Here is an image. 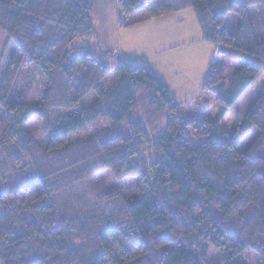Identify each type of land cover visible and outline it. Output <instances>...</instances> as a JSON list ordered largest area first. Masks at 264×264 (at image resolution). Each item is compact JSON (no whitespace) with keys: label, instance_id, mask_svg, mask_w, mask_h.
I'll use <instances>...</instances> for the list:
<instances>
[{"label":"trees","instance_id":"obj_1","mask_svg":"<svg viewBox=\"0 0 264 264\" xmlns=\"http://www.w3.org/2000/svg\"><path fill=\"white\" fill-rule=\"evenodd\" d=\"M257 6L264 19V0H209L205 6L118 0L120 26L131 24L138 11L158 18L191 8L203 39L220 53L254 58L229 78L210 66L200 90L214 97L220 112L209 120L188 117L150 67L115 63L109 53L92 55V0H0V35L6 39L0 52V108L6 115L0 154L28 171L0 192V264H208L202 243L219 253L217 264H236L247 249L264 263V92L233 135L218 126L264 73V41L257 40L249 15ZM229 13L239 19L234 34L224 26ZM76 40L84 44L73 48ZM74 53L79 55L70 57ZM28 67L46 85L37 105L11 99ZM112 73L117 82L102 91ZM90 94L97 100L89 110L50 122L51 112L73 111ZM141 103L164 113V130L151 144L143 139L139 115L131 116ZM34 116L46 119L48 132L39 156L26 129ZM100 120L107 124L103 133L71 142ZM124 125V132L113 131ZM188 129L200 140L196 148L182 142ZM253 130V143L240 152ZM96 168L116 181L137 178L136 191L113 194L109 212L98 204L83 214L59 210L56 197ZM238 214L244 216L235 226L231 220Z\"/></svg>","mask_w":264,"mask_h":264},{"label":"rangeland","instance_id":"obj_2","mask_svg":"<svg viewBox=\"0 0 264 264\" xmlns=\"http://www.w3.org/2000/svg\"><path fill=\"white\" fill-rule=\"evenodd\" d=\"M200 6H205L209 3V0H194ZM186 17L184 31V42L187 46L182 49L172 50L169 55L166 57L176 58L179 69L180 80L183 81L182 86H177L176 83L170 82L169 86L172 91H174L173 98L177 101H184V110L188 113V117H194L196 119H215L220 112V106L215 101L214 97L206 92H201L200 87L204 80V77L207 73L208 64L210 63L212 56L214 54L213 46L204 44H197L198 37H200L201 32L198 27L197 21L193 16V9L185 10ZM249 15L252 20L254 34L258 41H264V19L262 12L259 6L249 9ZM191 17V20L189 19ZM239 19L235 14H227L224 26L226 30L232 34L236 33L238 30ZM159 26L156 25L155 29L150 30L148 28L143 29V33L148 38L146 32L154 34L159 32ZM169 25L165 24V27ZM158 28V29H157ZM165 30L159 32L161 35ZM157 33L156 37L159 36ZM147 40V39H146ZM6 39L3 35H0V52L5 43ZM148 41V40H147ZM146 41V42H147ZM191 45H195L190 48ZM81 41L76 40L72 47H80ZM171 46V45H170ZM220 50L215 51V59L212 62V66L216 68H222L227 77L232 74V72L239 68L240 66L251 62L254 58L245 56L246 58H239L237 54L232 52L220 53ZM79 55V53H74L70 57ZM1 57V56H0ZM166 58V59H167ZM168 60V59H167ZM171 61V60H170ZM4 60L2 59V63ZM206 72V73H205ZM117 75L112 73L109 78L103 82L101 86L102 91H107L113 84L117 82ZM173 80V79H172ZM45 82L44 80L37 75L36 69L34 67H28L20 76L15 92L12 94L11 99L16 102H26L28 104L37 105L40 101L41 96L45 92ZM176 87L180 90L183 95L177 94ZM264 92V73L261 72L253 84L248 88V90L241 96V98L234 104L225 117L219 122L218 126L230 135H233L236 132L237 127L243 122L246 112L251 108L256 99ZM148 95V94H147ZM151 99V98H150ZM97 100L95 94H90L87 96L78 107L70 112H60L54 111L50 114V122L53 120H59L62 117H75L85 110H89ZM146 104L141 103L137 108L132 112L131 116L139 117L144 126H146L147 136H143V139L147 137L149 139V144L153 143L156 136L164 130V113L155 111L151 109H146ZM5 113L0 108V122L5 119ZM49 118V119H50ZM46 119L44 117L34 116L26 125L28 133L34 138L35 146L34 150L36 155L39 156V151L44 149L48 140V132L45 126ZM107 127V124L100 120L96 122L92 128L89 130L75 134L71 136V142H77L85 138H89L95 133H103L104 129ZM126 126H121L116 128L115 132H124ZM123 130V131H122ZM127 130V129H126ZM258 132L253 130L250 132L238 145L237 149L240 152L246 151L251 144L253 143ZM182 142L185 143L190 148H196L200 144L199 138L195 135L192 130H187L185 136L182 138ZM143 151L145 154L150 153V145L145 144L143 146ZM150 155V154H149ZM150 158V156H149ZM21 167V166H20ZM28 171H25V168H16L12 165H9L0 154V192H5L16 186V184L22 179L27 178L24 174ZM24 173V174H23ZM137 178L128 177L121 181H116L112 178L110 173L95 169V174L86 180H83V183L72 186L70 190H65L56 197L57 208L65 210L66 213L72 215L74 213L83 214L86 209H89L95 204H98L99 207L105 211H112L114 205L113 194H122V195H132L136 191ZM108 192V193H107ZM104 194L106 196H104ZM108 194V195H107ZM112 195V196H109ZM99 198V199H98ZM244 215L238 214L232 217V222L235 226L240 223V220ZM201 251L206 253V258L208 264H217L220 260V255L216 252L211 246L206 243H202ZM236 264H264L253 251V249H247L240 255L234 258Z\"/></svg>","mask_w":264,"mask_h":264},{"label":"crops","instance_id":"obj_3","mask_svg":"<svg viewBox=\"0 0 264 264\" xmlns=\"http://www.w3.org/2000/svg\"><path fill=\"white\" fill-rule=\"evenodd\" d=\"M185 10L158 18H149L144 11H138L133 13V22L124 27L118 23L120 14L118 0H92L91 26L94 35L88 43L91 53L95 57L101 53H109L115 63L127 61L150 67L173 98L174 91L169 86L170 82L176 83L177 86H182L183 81L180 80V66H178L176 58L174 56L167 58L166 55H169L172 50L177 51L176 49H182L187 46L184 42V34L186 33L183 26L188 18L185 15L188 14ZM193 16L195 18L194 12ZM189 19L191 20V17ZM160 24L163 26L158 27H161L159 32L165 30L163 35L159 32L152 34L150 30L155 29L156 25ZM165 24L169 26L165 27ZM145 26L150 29L149 32H146L149 33L148 38L142 32ZM157 33H159L158 37H156ZM198 38L197 44H204L203 42H205L206 45L213 46L214 54L208 64V69L206 70L208 71L210 66L213 65L215 51L220 50V48L205 41L202 35ZM82 44L84 43L81 42V46ZM191 44L188 45L190 48L196 45ZM175 91L177 94L183 95L177 87ZM179 103L183 106L185 104L184 101Z\"/></svg>","mask_w":264,"mask_h":264}]
</instances>
